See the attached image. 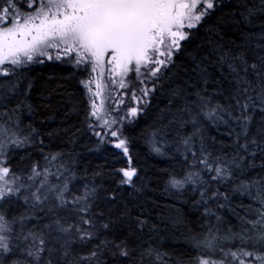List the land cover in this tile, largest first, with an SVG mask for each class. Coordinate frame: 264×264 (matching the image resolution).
I'll list each match as a JSON object with an SVG mask.
<instances>
[{"label":"snow or ice","instance_id":"obj_1","mask_svg":"<svg viewBox=\"0 0 264 264\" xmlns=\"http://www.w3.org/2000/svg\"><path fill=\"white\" fill-rule=\"evenodd\" d=\"M215 7V0H0V102L19 94L17 69L34 61L42 63V57L51 60L54 51L57 60L68 57L69 62L77 68L82 67L87 73L88 78L80 83L89 93V118H95L101 128L110 127L117 121L115 118L106 119L109 111L105 108L103 93L108 85L100 79L105 69L109 83L118 84L121 89L127 87L130 73H135L137 79L144 76L159 80L162 70L172 63L174 53L180 51L181 42L189 39L190 31L186 30L201 25ZM256 48L260 52L254 53L252 62L244 52L220 56V61L227 63L235 74L236 97L233 98L236 99L238 116L232 117V112L220 104L209 107L211 97L204 95L209 83L206 68H200L199 73L205 87L197 89L196 84L185 82L186 87L177 86L172 90V96L182 100L183 104L173 112L169 125L178 124L181 128L189 124L192 126V133L180 137L179 143L191 152L193 162L182 178L173 176L169 183L177 189L192 185L194 190H199L201 201L205 203L220 196L228 199L218 188L209 194L210 182L224 183L230 181L236 171L243 173L255 167L257 150L264 156V117L259 127L250 132L252 117L247 114L249 107H258L264 113V44H257ZM12 76L17 78L12 80ZM139 82L143 83V80ZM188 88L193 91L189 92ZM141 91L144 96L149 94L147 88ZM240 95L245 96L243 103L237 98ZM189 96L196 99L189 100ZM96 98H101L99 104ZM221 112H227L241 127L235 141L238 148L231 156H213L208 152L200 127L201 115L209 120L222 119L219 116ZM130 113L135 116L137 109L131 108ZM89 126L92 127L91 124ZM166 131L167 126H164L157 129L153 136L166 134ZM198 135L199 156L191 148L193 139ZM0 136L7 138L8 129L0 128ZM110 136L118 138V130H111ZM241 136L243 143H240ZM25 141L0 140V156L5 154L9 144L19 146ZM114 146L128 153L125 139H119ZM154 150L160 152V148ZM249 156L253 160H249ZM52 159L55 160L56 156L53 155ZM121 171L124 177L121 183L131 184L136 175L135 169ZM47 172L48 169H44V178L32 190V184L25 185L21 177L5 166V161H0V207L17 197L22 198L25 204L31 201V209L51 214L48 222L34 224L23 234L24 222L29 217L21 215L9 219L4 211H0V264H21L18 259H8L14 248L20 247L19 244H12L17 223L20 224V234L15 238L30 241L24 249L27 257L31 258L27 264H105L99 259L105 250L113 258H125L127 264H157L166 255L151 246L138 251L137 247L129 245L126 236L120 235L126 227L130 229L124 220L127 211L115 218L109 215L107 219L104 211H93L94 207L98 208L93 204L97 191L95 187L86 185L83 192L73 191L69 187L70 179L50 183ZM31 173L29 180L42 175L37 164L32 166ZM205 174L208 179H205ZM257 185L255 200L259 207L249 205L245 215H237V225L223 231L209 229L202 239L193 240L197 251L194 264H264V183L257 179L242 181L235 190L250 193ZM108 211L111 213L112 209ZM206 212L210 210L206 209ZM32 218L44 220V217ZM137 223L142 229L144 221L137 219ZM109 232L111 238L107 236ZM97 240L99 243H93ZM76 244H91L92 247L85 253L74 247ZM137 251L138 255L135 254Z\"/></svg>","mask_w":264,"mask_h":264},{"label":"trees","instance_id":"obj_2","mask_svg":"<svg viewBox=\"0 0 264 264\" xmlns=\"http://www.w3.org/2000/svg\"><path fill=\"white\" fill-rule=\"evenodd\" d=\"M215 3L216 7L210 10L201 25L190 30L189 39L181 43L180 51L174 53L172 63L162 70L160 79L143 80V87L135 92L136 100L142 97L138 112L133 116L127 111V117L123 116L124 120L112 128L118 130V138L111 137V130L100 129L94 118H89V98L80 83L85 74L66 61L34 62L17 69L19 94L0 102V128L8 129L7 138L0 136V140L25 141L27 138L19 146L9 144L0 161H5V166L21 177L25 185L32 184V190L44 178V169H48L50 183H62L68 178L73 191L83 192L86 185L95 187L93 204L98 208L94 207L93 211H104L105 219L127 211L124 220L130 229L126 227L120 235L126 236L129 245L137 247L138 251L151 246L166 254L157 264H194L197 255L194 239H202L209 229L223 231L237 225V215H245L249 205L259 207L255 200L259 185L250 193L235 190L242 181L257 179L264 183V156L258 150L255 167L243 173L236 171L230 181L210 182L209 194L218 188L220 193L227 195V200L220 196L205 203L201 201L199 190H194L192 185L177 189L169 183L173 176L182 178L193 162L191 152L179 143L180 137L192 133V126L169 125L173 112L183 104L182 100L172 96V90L177 86L186 87L185 82L196 84L197 89L205 87L199 73L200 68H206L209 83L204 95L211 97L209 107L220 104L232 112V117L238 116L233 98L236 97L235 74L227 63L220 61V56L244 52L252 62L254 53L260 52L256 45L264 44V0H215ZM17 76L10 79L15 80ZM144 88L149 90L147 96L140 92ZM188 91L193 89L188 88ZM237 98L241 103L245 101L244 95ZM188 99L195 100L196 97L189 96ZM120 100L128 104L126 99ZM247 114L252 117L249 131L254 132L264 113L258 107H249ZM219 116L222 119L199 117L205 147L213 156H231L238 148L235 141L241 127L227 112H221ZM164 126H167L166 134L157 133L154 137L153 133ZM97 132L102 134L97 136ZM119 139L126 140L127 154L115 148ZM243 142L241 136L240 143ZM154 148H160V152ZM191 148L199 156V135L193 139ZM248 159L253 160V157ZM34 164L38 165L42 175L29 180ZM122 169H135L131 184L121 183L124 179ZM205 179H208L206 174ZM29 204L22 198L13 197L10 203L0 207L9 219L21 215L29 217L24 222L23 234L34 224L48 222L51 216L31 209ZM109 209H112L111 213ZM32 217H44V220ZM137 219L144 221L142 229ZM19 230L17 223L12 244L20 247L14 248L8 259L27 264L31 258L24 249L30 241L17 240ZM107 236L111 238L112 234L109 232ZM74 247L86 253L92 245L76 244ZM99 259L105 264H127L125 258H113L107 250Z\"/></svg>","mask_w":264,"mask_h":264},{"label":"rangeland","instance_id":"obj_3","mask_svg":"<svg viewBox=\"0 0 264 264\" xmlns=\"http://www.w3.org/2000/svg\"><path fill=\"white\" fill-rule=\"evenodd\" d=\"M186 31H190V30H186ZM52 56H53V58L51 60H49L47 57H42L40 59H42L43 61H57V62L66 61V62H69L68 57H62V59L57 60L55 58V52L54 51L52 52ZM34 62H36V61H34ZM34 62H32V63H34ZM32 63H30V64H32ZM69 63H71V62H69ZM71 65L73 67H75L78 71H83L82 67L81 68H77L73 63H71ZM141 71L144 72L145 69L142 68ZM84 74H85V78H84V80H85L88 77H87V73L84 72ZM92 75H93V77L96 76L95 73H93ZM150 78L151 77L141 76L139 79H137L135 73H130L129 77L126 80L127 87L121 89L118 86V84L109 83L108 71H107V69H105V71H104L103 75L100 77V79H101L102 83L108 85V87H106L104 89V93H103V99L105 101V108H106V110L109 111V114L106 116V119L112 120L113 118H115L117 123L114 124V125H111L110 127H106V128L99 127V128L108 132V131L112 130V128L115 125L116 126L119 125L121 123V121L124 120L123 116L127 117V113L128 112H129V115H131V113H130V109L131 108H136L137 112H138V110H139V108L141 106L140 102L142 103V101H141L142 97L140 99L137 98V100H136V98L132 99L133 98V93H135L136 91H139L144 85V82L140 83L139 80H146L147 81V79H150ZM92 88H93V91H95V83H93ZM140 92L142 93V91H140ZM120 93H122V94H120ZM141 93L137 97H139L141 95ZM87 95H88V98H89V93H87ZM136 95L137 94L135 93V97H136ZM122 98L126 99L128 104H125L123 101H121L120 99H122ZM100 99L101 98H96V102L98 104L100 103ZM130 101H132L131 102L132 105L129 104ZM129 106H130V108L128 110ZM130 118H133V117H130ZM128 119H129V117L126 118V121ZM94 120H95V118H94Z\"/></svg>","mask_w":264,"mask_h":264}]
</instances>
